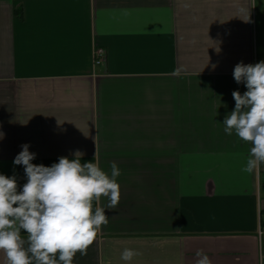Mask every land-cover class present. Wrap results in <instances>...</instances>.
<instances>
[{
    "label": "crops",
    "instance_id": "1",
    "mask_svg": "<svg viewBox=\"0 0 264 264\" xmlns=\"http://www.w3.org/2000/svg\"><path fill=\"white\" fill-rule=\"evenodd\" d=\"M260 61L264 0H0V174L22 189L26 143L37 165L117 164L73 264H264V163L243 172L252 145L223 125L235 65Z\"/></svg>",
    "mask_w": 264,
    "mask_h": 264
},
{
    "label": "clouds",
    "instance_id": "2",
    "mask_svg": "<svg viewBox=\"0 0 264 264\" xmlns=\"http://www.w3.org/2000/svg\"><path fill=\"white\" fill-rule=\"evenodd\" d=\"M233 78L247 90L233 91L235 108L223 120L224 132L251 143L241 169L251 173L264 163V61L237 63ZM21 147L13 163L24 166L27 182L22 189L15 176L0 174V252L7 264H73L77 253L87 255L102 226L109 223L105 208L99 206L101 199L107 198V209L119 205L121 170L115 162L110 174L97 162L81 163L80 152L72 159L62 156L51 166L37 165L30 145ZM141 254L125 248L121 259L127 262ZM195 255V264H211L202 250Z\"/></svg>",
    "mask_w": 264,
    "mask_h": 264
},
{
    "label": "built area",
    "instance_id": "3",
    "mask_svg": "<svg viewBox=\"0 0 264 264\" xmlns=\"http://www.w3.org/2000/svg\"><path fill=\"white\" fill-rule=\"evenodd\" d=\"M94 59L96 64H101L102 62L106 61V53L103 48H96L94 52ZM264 233V229L260 228L259 234L262 236Z\"/></svg>",
    "mask_w": 264,
    "mask_h": 264
}]
</instances>
